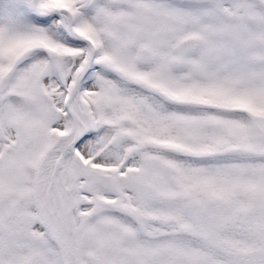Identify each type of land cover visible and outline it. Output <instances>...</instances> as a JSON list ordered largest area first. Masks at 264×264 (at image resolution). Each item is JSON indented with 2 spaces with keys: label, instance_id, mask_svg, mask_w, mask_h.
I'll return each instance as SVG.
<instances>
[{
  "label": "snow or ice",
  "instance_id": "6c2138e0",
  "mask_svg": "<svg viewBox=\"0 0 264 264\" xmlns=\"http://www.w3.org/2000/svg\"><path fill=\"white\" fill-rule=\"evenodd\" d=\"M0 264H264V0H0Z\"/></svg>",
  "mask_w": 264,
  "mask_h": 264
}]
</instances>
